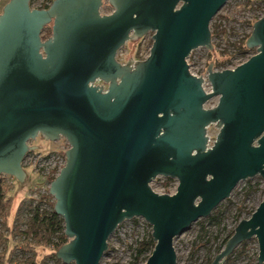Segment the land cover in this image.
Masks as SVG:
<instances>
[{"label": "water", "instance_id": "95a60500", "mask_svg": "<svg viewBox=\"0 0 264 264\" xmlns=\"http://www.w3.org/2000/svg\"><path fill=\"white\" fill-rule=\"evenodd\" d=\"M31 1L9 0L0 14V175L24 183L30 142L66 138L67 163L49 189L70 239L57 258L100 264L119 226L140 218L156 242L145 264H177L176 238L240 182H264V17L247 41L255 55L233 69L211 63L207 93L188 59L214 49L211 24L230 0H108L106 14L104 0ZM149 32L146 59H117ZM158 176L177 179L176 193L155 192ZM253 237L264 264V200L212 264Z\"/></svg>", "mask_w": 264, "mask_h": 264}, {"label": "rangeland", "instance_id": "374dc122", "mask_svg": "<svg viewBox=\"0 0 264 264\" xmlns=\"http://www.w3.org/2000/svg\"><path fill=\"white\" fill-rule=\"evenodd\" d=\"M6 3L7 2L5 0L0 3V13H2ZM230 3L234 4H232V9L228 11L222 9L218 13L217 17L211 24L212 30L213 25L218 22L219 16L227 15L229 20L226 24V28H234L237 27V24H241L242 21H244L242 20V17L244 16L242 12L244 13L245 9L250 10V12L256 16L260 15L261 12L264 14V4H257L253 2L252 5H249V3H245L240 0H230L227 4ZM109 5V1L104 0V6L102 8V12L104 14L111 13L113 11V8L110 9ZM257 10H260L261 12L259 11V13ZM222 24L225 29L224 21H222ZM153 35V32H149L143 38L130 40L120 52L118 56L119 61L124 63L130 61L131 58L133 61L146 59L150 54L151 47L154 42ZM212 44L214 49L211 53L204 47L198 48L192 52L189 61L192 64L194 71L202 72L203 70H208L211 63L215 65L221 60V57L222 59L227 58V54H225V56L221 54L223 53V51H221L222 49H227L226 37L224 34L215 36L212 39ZM217 103L218 99H214L208 105L216 106ZM210 131L211 135H215V133L219 132L215 126H211ZM68 143L69 142L66 138H62L59 141H50L43 135H39L35 140L30 142V145L37 147V149L32 151L23 162V166L25 167L27 174L25 182L21 183L16 178H9V182L6 183L9 187L7 196L12 197L13 199L9 210V216L1 218L0 222L7 221L10 230H12L15 225L14 221L21 202L23 200H27L33 193L37 195L45 193V195H48L47 193H49L51 182L54 180L51 173H45V169L41 166L39 167L40 164L38 155L40 153L42 155L50 156L62 155V153H65L64 151L68 149ZM33 167L41 169V171H37ZM249 180H251L254 185L257 183L261 184L248 196L246 192L249 187ZM249 180L240 182V184L233 191L231 197L219 205L224 211L223 224L219 229L217 227H209V235L204 236L201 232L200 225L195 223L190 230L175 239L174 247L177 253V264H209V260H214L218 255L217 248L220 246L225 236L231 230L236 229L240 221L251 218V213H254L264 200V182L261 176L254 177ZM173 185H176L175 181ZM35 188L42 189V191H33ZM176 191L177 190H175L173 186H171V189L168 190V192L174 193H176ZM1 213L2 212L0 211V214ZM145 223L146 224L143 229H136L134 225L137 223L132 221L124 222V224L111 236L109 246H111L113 250L106 253L100 264H143L142 259L139 261L136 260L135 254L138 243L149 237L153 231L151 225H149L146 220ZM2 231L8 234L6 229H2ZM10 237L12 238L10 240L11 248L8 252V258L10 255L9 253H12L13 256H18V259L25 260L31 254V252L25 251L27 243L21 242L13 236ZM251 239L252 240L247 241V252L244 256L231 261L226 259L222 264H258V257L260 253L259 243L257 238L253 237ZM16 245L18 246L15 247ZM51 251V248L38 247L37 259L41 260L48 252Z\"/></svg>", "mask_w": 264, "mask_h": 264}, {"label": "trees", "instance_id": "16d2710c", "mask_svg": "<svg viewBox=\"0 0 264 264\" xmlns=\"http://www.w3.org/2000/svg\"><path fill=\"white\" fill-rule=\"evenodd\" d=\"M9 0H7L8 2ZM36 0L31 1V5L34 4ZM54 1V0H50ZM246 3L252 5L253 2L257 4H264V0H245ZM44 8H49L45 5ZM109 8L112 9V6L109 5ZM1 14V13H0ZM227 20L229 18L226 17ZM222 21H224V16H219L218 22L213 25L212 35L215 36L225 35V29L223 28ZM52 25H49L44 30L43 39H46L52 35ZM250 35L244 39L241 48L243 52H254L253 49L247 46V41ZM211 53V51H209ZM227 60L226 58L221 57V60L214 65L215 68L226 67ZM168 181L171 182L172 178H168ZM9 182V177L5 175H0V220L3 217L9 216L10 206L12 205V197L7 196L9 187L6 183ZM249 182V187L246 194L249 196L251 192L256 190L260 184H253L251 180ZM228 200V199H227ZM54 196L50 193L48 195L42 194L39 196V199L30 197L27 200H23L18 207L16 214L15 225L12 230L7 223V221L0 222V264H61L63 261L57 258V251L70 239L66 236L65 233V221L63 217L58 215L55 212ZM253 214V213H251ZM223 215L224 211L221 206H218L209 217L200 219L197 223L200 225L201 232L204 236L209 235V227H217L218 229L223 224ZM6 229L7 233L2 231ZM235 233V229L231 230L223 239L220 246L217 248L218 254L224 249L228 240ZM10 234V235H9ZM20 240L21 242L27 243L25 251L31 252V254L25 259H18V256H13L12 253L8 252L11 248V238ZM16 245L15 247H17ZM26 246V245H25ZM156 246L152 234L149 237L143 239L138 243L136 248V260H143V264L147 262L153 250ZM247 242L242 243L236 248L231 256L227 260H236L241 258L247 252L246 250ZM51 248L52 251L48 252L41 260L37 259V248ZM113 250L109 246V251ZM214 260L210 259L209 264H212ZM65 264V263H64ZM259 264V263H258Z\"/></svg>", "mask_w": 264, "mask_h": 264}, {"label": "built area", "instance_id": "2783aa9c", "mask_svg": "<svg viewBox=\"0 0 264 264\" xmlns=\"http://www.w3.org/2000/svg\"><path fill=\"white\" fill-rule=\"evenodd\" d=\"M240 1L245 2V0H240ZM51 4H52V1H50V0H36L34 2V4L32 5V7L38 8V9H46V8H44V6L47 5L50 7ZM232 4L233 3L227 4L225 7H223V10H227V11L231 10ZM257 11L259 12L260 10H257ZM242 14H244V16L242 17V20H244V21L241 20L242 23L237 24V27H234V28H232V27L226 28L227 27L226 24L228 23V20L226 19V17L228 18V16L224 15V26H225V37H226V48L227 49H222L221 51H223L224 54L223 53H221V54L224 56H225V54H227V58H226L227 64H226V67H221L219 69L216 68L217 70L233 69L239 65L244 64V62L248 61L249 58H251L256 53V48L254 49V52H243L241 45H242L244 39L247 37V35H251V33L253 32L254 22L263 18L264 14L261 12L260 15L256 16V15L252 14L250 12V10H246V9H245L244 13L242 12ZM241 26H242V28H241ZM122 49L119 51V53L117 55L118 60H119L118 56H119L120 52L122 51ZM208 51H210V50H208ZM140 60H144V59H140ZM128 62H124L123 64H127ZM188 63L190 64L191 73L196 75L197 77H203L204 78L203 87L207 93H211L212 92V85L208 79V70H203L202 72L194 71L192 68L193 66L190 63L189 59H188ZM208 104L205 106L206 108H211V107L215 106V105L210 106ZM210 129H211V127L208 129V136H209L208 148L213 147L215 140H216V137L218 135V133H215V135H211ZM68 144H69L68 149L66 151H64L65 153H62V155H51L50 156V155H42L41 153L38 155L39 156V164H40L39 167L40 166L43 167L46 171L45 173H51L52 176L54 177V179L60 174L61 170L63 169V167L67 163L66 152L71 148L70 143H68ZM30 154H31V152L27 156H29ZM25 160H26V158H25ZM33 168L37 171H41V169H37L36 167H33ZM24 169H25V167H24ZM5 176L9 177L11 179H14V177H10L7 175H5ZM174 181L176 182V185H173ZM168 182H169L168 177L158 176L154 181H152L150 186L152 187V189L155 192H157L159 194H166V193L173 194L174 192H168V190L171 189V186H173L174 189L177 190L179 182L177 179H173V178H172L171 182H169V183ZM39 190L42 191V189H38V188L33 189V191H36V192ZM49 193H50V190H49ZM40 195H42V194H40ZM40 195L33 193L30 197H34L35 199H39ZM54 200L56 201L55 197H54ZM138 220H139V222H138ZM131 221L134 223H137L136 225H134L136 229H143L145 224H146L145 220L140 219V218H136V219L131 220ZM122 225H120L119 228ZM61 264H64V262H62Z\"/></svg>", "mask_w": 264, "mask_h": 264}, {"label": "crops", "instance_id": "0c3cea01", "mask_svg": "<svg viewBox=\"0 0 264 264\" xmlns=\"http://www.w3.org/2000/svg\"><path fill=\"white\" fill-rule=\"evenodd\" d=\"M2 1H4V0H0V3H2ZM6 2H7V0H5Z\"/></svg>", "mask_w": 264, "mask_h": 264}]
</instances>
